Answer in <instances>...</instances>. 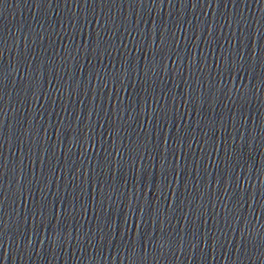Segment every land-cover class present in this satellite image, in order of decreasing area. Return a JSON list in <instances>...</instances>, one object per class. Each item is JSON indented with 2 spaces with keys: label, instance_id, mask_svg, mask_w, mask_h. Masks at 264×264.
<instances>
[{
  "label": "water",
  "instance_id": "water-1",
  "mask_svg": "<svg viewBox=\"0 0 264 264\" xmlns=\"http://www.w3.org/2000/svg\"><path fill=\"white\" fill-rule=\"evenodd\" d=\"M3 0H0V4L2 3Z\"/></svg>",
  "mask_w": 264,
  "mask_h": 264
}]
</instances>
